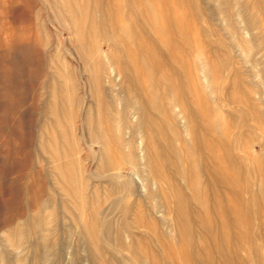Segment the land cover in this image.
Returning a JSON list of instances; mask_svg holds the SVG:
<instances>
[{
	"label": "rangeland",
	"instance_id": "374dc122",
	"mask_svg": "<svg viewBox=\"0 0 264 264\" xmlns=\"http://www.w3.org/2000/svg\"><path fill=\"white\" fill-rule=\"evenodd\" d=\"M248 2L249 5L242 6L241 0H190L191 9L189 3L181 7L172 4L165 13L168 16L183 15L186 20L185 29L190 42L185 44L179 39L180 60L187 65V71L197 78V86L207 95L209 109L217 111L223 123L228 125L226 137L231 144L227 150L261 157L264 155L262 123L247 119L250 122L246 126L241 118V113L249 106L264 107V74L261 75L259 70L264 67V0ZM110 4L115 7V0H110ZM238 7L243 8L245 16L249 13L253 15L249 24L250 30L255 33L252 38L241 30L244 20L237 18ZM159 8L162 5L155 3L149 9L157 11ZM72 35L73 31L66 26L63 17L52 11L47 0H0V264H35L34 256L42 263L45 259V244L41 242L44 233L50 235L51 246L57 238L46 264H179L173 249L181 241L178 237H171L176 234L174 231L171 233L169 228L173 220L164 213L167 205L164 204L161 211L155 209L133 174V171L144 170V161L131 153L130 147L123 142L109 170L105 173L101 171L100 145L84 127L89 122L88 106L95 108L96 101L84 93V81L78 77L79 73L69 78L66 72V63L77 60L78 50L70 40ZM173 37L179 38L175 32ZM88 38L86 33L84 40ZM117 47L124 48L120 38L114 41L98 38L94 53L102 61L101 84L109 97H113L110 109L106 111L113 107V113L119 115L124 110L117 102L118 83L99 54ZM213 51L219 52L225 59L223 69L217 70L213 63ZM204 58L209 60L210 86L200 77ZM237 80L242 85L239 88L234 86ZM145 83L146 80L143 85ZM54 85L66 87L72 92L73 118L71 122H62L59 131L74 135L72 148L79 168L85 172V178L76 177L78 185L81 181L86 182V187L81 190L85 203L82 214L85 221L93 216L92 219L97 218L100 225L104 224L105 236L100 234L98 240L79 232L80 227L76 225L81 206L76 196L71 197L59 188L45 158L42 128L48 121L49 89ZM161 91L163 93L164 90ZM167 106L163 113L171 112ZM172 132H175L173 143L182 147L185 135L180 126L176 124ZM238 132L239 141H234L232 135ZM124 136L127 142L133 137V131L125 130ZM207 141L214 143L215 138L210 136ZM177 151L179 159L175 158L176 162L194 170L198 159L193 157L189 162L187 147ZM220 152L222 150L215 153ZM216 159L215 154L204 157L208 164ZM208 171L209 167L205 166V172ZM216 177L211 175L209 178L212 180L208 179L217 183L219 177ZM176 180V186H182L187 194L190 190L193 193L181 177ZM127 183H131V192L123 188ZM209 192L212 198L213 190ZM230 194V189L225 187L223 199H229ZM127 200L133 204L128 212L121 204V201ZM204 209L207 210L208 206ZM27 213L36 219V224L33 231L30 230L20 241V232L6 231L14 228L20 215ZM254 226L259 232L253 238L257 236L256 243L260 245L255 255L261 257L264 256L262 216ZM198 234L197 229L196 237L201 243ZM130 238H139L144 247L138 248L136 253L130 252ZM87 243L98 246L100 257L97 255L95 258L88 253L90 248ZM239 254L247 256L248 264H251L254 257L249 245L244 246Z\"/></svg>",
	"mask_w": 264,
	"mask_h": 264
},
{
	"label": "bare ground",
	"instance_id": "6f19581e",
	"mask_svg": "<svg viewBox=\"0 0 264 264\" xmlns=\"http://www.w3.org/2000/svg\"><path fill=\"white\" fill-rule=\"evenodd\" d=\"M47 1L52 11L63 17L66 26L73 31L70 40L76 45L78 53L76 61L65 65L68 77L79 73L78 77L84 81V93L96 101L95 108L93 105L88 106L89 122L84 127L88 128L87 131L93 135L96 144L100 145L101 171L105 173L109 170V165L119 154L123 142L126 147H130L131 153L137 154L144 161V170L133 171V174L140 188L147 192L154 203L155 209L160 210L164 204L167 205L164 213L173 220L169 228L171 233L174 231L176 234L171 237H178L181 241L175 242L176 248L173 249L179 264H248V257L239 254L246 245L251 247L254 257L251 264H264V256L255 255L260 245L257 246V236L253 238L259 232L254 228L256 220L261 216L264 220V155L248 156L227 150L231 144L226 137L228 125L223 123V118L217 111L209 109L207 95L197 86V78L187 71V65L180 60L179 39L184 40L185 44L190 42L185 29L186 20L183 15L168 16L165 12L172 4L181 7L189 3L191 9L193 5L190 0H115V7L110 4V0ZM248 1L241 0L242 6L249 5ZM155 3L162 5V8L150 10ZM240 17L244 20L241 27L243 33L248 38L255 36L249 26L253 15L249 13L245 16L243 8L238 7L237 18ZM173 32L179 38L175 39ZM86 33L89 38L85 41ZM98 38L111 41L120 38L124 45V48L99 52L118 83L119 93L116 92V96L118 104L124 110L123 114H114L113 107L106 111L110 109L113 97H109L100 81L102 61L94 53ZM213 53L212 59L217 70L223 69L225 59L219 52ZM179 61L181 63L178 64ZM207 70L209 71V60L204 58L200 77L210 86L212 81ZM259 70L263 75L264 67ZM144 80L147 81L145 85ZM234 86L239 88L242 85L237 80ZM160 88L164 90L163 93ZM49 92V117L42 128L41 139L45 158L49 161L56 184L71 197L76 196L81 206V215L77 218L76 225L77 228L80 227L79 232L91 235L92 240H98L100 234L105 232L104 224L100 225L97 218V221L92 219L93 216L85 221L82 214L85 203L81 190L86 187V182L81 181L78 185L76 180L79 179L76 177L79 175L81 179L85 178V172L79 168L72 148L74 135L59 131L62 122L72 121V92L56 85ZM166 106L171 109L170 113H163ZM241 115L246 126L250 122L247 119H252L255 123L261 122L260 130L264 136V107L249 106ZM176 124L185 135L182 147L189 150V162L193 157L198 159L194 170L175 160L179 159L177 150L182 148L172 141L175 135L172 128ZM128 129L133 131V137L126 142L124 135ZM239 134L232 135L234 141H239ZM210 136L215 138L214 143L207 141ZM217 150L222 152L216 154ZM212 154L217 155V159L206 163L204 157ZM205 166L209 167V173L205 172ZM211 175L219 177L217 183L209 181L212 180L209 178ZM179 177L185 185H190L193 193L190 190L187 194L182 186L175 185ZM130 184L123 187L128 192L132 191ZM225 187L231 191L227 200L222 197ZM210 189L213 190L212 198ZM121 202L126 212L131 210V202ZM206 205L207 210L204 209ZM35 224L36 219L30 213L22 214L14 228H9L6 232H20L21 241ZM197 229L201 243L196 237ZM49 240L50 235L44 233L41 242L45 244V259L41 263L34 256L35 264L47 263L57 238L52 246ZM87 246L90 248L89 254L92 253L95 258L97 255L100 257L97 245L89 246L87 243ZM128 247L130 252L136 253L144 245L139 238H130Z\"/></svg>",
	"mask_w": 264,
	"mask_h": 264
}]
</instances>
